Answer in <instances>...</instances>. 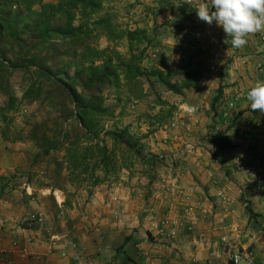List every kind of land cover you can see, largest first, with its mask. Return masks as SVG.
<instances>
[{"label": "crops", "instance_id": "crops-1", "mask_svg": "<svg viewBox=\"0 0 264 264\" xmlns=\"http://www.w3.org/2000/svg\"><path fill=\"white\" fill-rule=\"evenodd\" d=\"M201 2L209 0H197L196 5ZM196 18L207 42L225 48V55H220L228 60L227 71L217 80L223 88L220 116L228 135L219 141L222 162L214 164L208 151L200 148L201 161L191 165L194 175L188 176L186 185L193 200L205 203L195 230L182 228L169 237L161 235L160 222L179 216L181 208L171 209L175 198L167 209L159 207L151 213L124 192L119 200L121 193L85 194L82 189L59 186L41 171L43 164L47 166L42 161L33 166L41 167L40 176L30 177L32 169L25 168L29 162L22 164L24 154L11 152L7 143L8 148L0 151V264L9 260L14 264H232L236 252L264 264V190L256 191L255 183L235 167L238 159L264 167V114L252 111L246 99L251 87L264 81V32L250 35L245 46L235 49L223 42L225 33L215 22L209 25ZM213 179H219L218 185ZM54 190L62 193V208ZM34 213L45 216V227L25 223ZM223 237L228 240L225 245Z\"/></svg>", "mask_w": 264, "mask_h": 264}, {"label": "trees", "instance_id": "trees-1", "mask_svg": "<svg viewBox=\"0 0 264 264\" xmlns=\"http://www.w3.org/2000/svg\"><path fill=\"white\" fill-rule=\"evenodd\" d=\"M112 1L60 0L53 4L45 0H0V98L6 99L0 106L1 121L6 123L5 128H0V135L10 141L8 131L14 120L11 115L21 101L47 106L55 118L37 123L29 137L46 155L67 145L64 187L79 190L88 175L93 187L103 183L117 170V148L130 159L147 162L146 144H140L141 139L129 127L107 129L105 121L121 117L129 103L142 101L160 108L157 114H146L148 123L160 129L173 122L176 110L161 92L182 96L185 91L200 90L205 74L202 62L191 70L183 67L177 71L173 66L167 72L156 66L145 70L148 47L143 45L147 42L150 46L155 41L145 28H122L112 16H102L104 3ZM35 6L40 7L39 11L33 10ZM100 36L115 44L127 42L129 57L115 48H98L96 40ZM72 69L82 73V78L70 77ZM16 72L31 77L22 100L11 88ZM150 77L157 80L153 82ZM106 93L117 97V107L106 104ZM222 94L220 87L211 102L216 114ZM62 120L77 123L67 130L61 125ZM49 123L55 126L51 135L47 132Z\"/></svg>", "mask_w": 264, "mask_h": 264}, {"label": "rangeland", "instance_id": "rangeland-1", "mask_svg": "<svg viewBox=\"0 0 264 264\" xmlns=\"http://www.w3.org/2000/svg\"><path fill=\"white\" fill-rule=\"evenodd\" d=\"M59 1L45 0V2L53 4ZM196 1L113 0L110 3H104L102 16H112L115 23L122 28L128 27L133 30L145 28L149 38L155 41L153 45H146L147 42L143 45L145 48L148 47L147 58L143 63L145 70L149 71L153 66L161 68L164 72H167L172 66L177 71L183 67H188L191 70L198 62H202L204 64L202 66L206 70L203 79L200 81V90L185 91L182 96H176L165 91L161 92L162 97L171 102L176 110L173 122L160 129H157L156 125H150L146 119V114H157L160 108L142 101L129 103L121 117L118 116L116 119L105 121L107 129L129 127L130 132L141 139L140 144H146L144 154L148 161L144 162L136 158L130 159L124 150L117 148L118 165L116 172L96 187L92 186L93 180L88 175L86 177L87 181H82V186L79 189H82L85 194L112 191L117 196L121 193L118 197L120 200V196H123L122 193L124 192L129 197L142 202L146 209H153L154 212L158 211L159 207L167 209L169 203L172 204L173 198H175L178 201H175V205L172 204L171 209L179 210L181 208L179 217L184 216V209L189 202L178 195L179 190H183L184 194L191 196L190 201L193 205L199 202L193 200V196L188 189L189 186L186 184L188 176L193 174L191 165L195 166L197 161H201L200 148L208 151V156L212 157L214 164H219L218 161L222 162L221 153H219L222 145L219 141L228 135H226L228 129L220 116L221 111H224L222 109L223 105L218 104L217 114H215V111L211 109V102L219 88L217 78L227 71L224 68L228 60L221 57V55H225V48L221 50L218 43H208L207 39L202 36V25L196 18ZM39 8V6H35L33 10L39 11ZM96 45L100 49L115 48L125 58L129 57L128 45L125 41L115 44L105 36H100L96 40ZM136 54L138 55L139 52H136ZM68 75L82 78V73L75 72L73 69L69 71ZM33 76L35 77V75ZM30 78V74L27 73H14L11 79V88L19 100H22L23 92L31 82ZM178 79L174 78V81H178ZM144 80L146 81V79ZM149 80L155 82L157 79L150 77ZM148 87L149 84L146 81L145 88ZM156 88L159 89L160 87L156 86ZM105 95L107 98L106 104L117 107V97L108 93ZM5 100L3 97L0 98V106L4 105ZM184 108L194 109V112L189 115ZM119 111L120 108H118ZM11 116L14 120L8 131L10 141H6L0 135V151L6 146L7 149L10 145V148H13L11 152L24 154V163L22 164H25V162L28 164L29 162V165L25 168L27 171L30 168L32 169L28 171L30 177H32V174L34 178L40 176L41 172L39 173V170L41 167L33 168V166L36 161L44 162L48 167L43 164L41 171L47 173L49 180L53 178L56 184L62 186L63 176L68 172V164L65 160L67 145L61 151L46 155L41 153L42 151L37 143L29 137L32 128L37 123L42 124L53 117L52 111L40 103L28 105L27 102L21 101L19 109ZM53 118H55V115ZM228 122L232 124V121ZM76 123L73 120L61 121V125L63 124L67 130H70ZM5 127L6 123H3L0 117V128ZM48 127L50 129L48 128L49 131L47 132L51 135V130L55 126L49 123ZM222 128H225L226 131H220ZM108 146L112 148L110 142H108ZM188 146L191 149H188ZM226 146L232 145L227 144ZM33 160L34 162L31 163ZM124 164H128L129 169L123 167ZM209 174L211 178L215 175L213 170L209 171ZM100 176L104 178L101 173ZM214 180L218 185L219 179ZM156 200L158 203L155 207L152 203ZM164 203H166L165 207L163 206Z\"/></svg>", "mask_w": 264, "mask_h": 264}, {"label": "clouds", "instance_id": "clouds-1", "mask_svg": "<svg viewBox=\"0 0 264 264\" xmlns=\"http://www.w3.org/2000/svg\"><path fill=\"white\" fill-rule=\"evenodd\" d=\"M214 7V11L212 8ZM200 20L213 22L223 29L230 47L239 49L247 44V37L264 32V0H209L195 7ZM252 111L264 114V81H257L247 92Z\"/></svg>", "mask_w": 264, "mask_h": 264}, {"label": "built area", "instance_id": "built-area-1", "mask_svg": "<svg viewBox=\"0 0 264 264\" xmlns=\"http://www.w3.org/2000/svg\"><path fill=\"white\" fill-rule=\"evenodd\" d=\"M183 109V108H182ZM185 111L191 115L194 112V109L184 108ZM240 134H243V130H239ZM188 149H191L188 146ZM235 167L238 172L245 173L250 180L255 183L256 191L264 190V167L261 166L259 163H252L244 159H238L235 162ZM44 174V172L42 173ZM178 195L182 196L186 201H189L186 208L184 209V216L183 217H176V218H165L160 222L161 226V235L164 237H169L171 234L175 232V230H181L185 228L189 231H194L196 225L199 220V216L201 212H205V203L204 201H199L196 205L191 203V196L184 194L183 190L178 191ZM53 195L58 202V205L62 208L64 201L61 199L62 193L60 190H54ZM220 197H225L223 194L219 195ZM119 211V210H118ZM151 213H155L153 209L150 210ZM116 215H119L118 213ZM30 227L31 226H38V227H45L46 226V218L42 213H34L32 214L29 219L25 221ZM164 229H167L164 230ZM164 230V231H163ZM56 241V238H53V242ZM222 243L225 245L228 243L226 237L221 239ZM16 245V244H14ZM26 255H23L25 257ZM9 264H14L12 260L8 261ZM258 264L253 258H244L240 252H236L232 255V264Z\"/></svg>", "mask_w": 264, "mask_h": 264}]
</instances>
